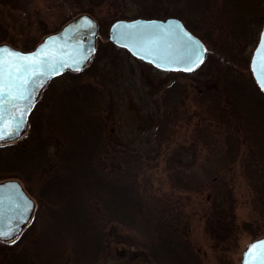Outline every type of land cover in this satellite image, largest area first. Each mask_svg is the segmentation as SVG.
I'll list each match as a JSON object with an SVG mask.
<instances>
[{"label":"trees","instance_id":"trees-1","mask_svg":"<svg viewBox=\"0 0 264 264\" xmlns=\"http://www.w3.org/2000/svg\"><path fill=\"white\" fill-rule=\"evenodd\" d=\"M65 1L78 13L95 18L102 30L120 19L178 18L228 60L221 77L192 97L207 121L196 127L193 138L207 149L208 164L240 163L252 191L254 214L243 229L261 231L264 92L246 76L243 68L250 66V59L243 52L259 39L264 0H130L138 7L133 17L125 10L126 0ZM105 8L112 10L105 15ZM7 33L0 24V43ZM104 90L74 84L58 92L46 112L38 101L29 117L36 143L29 147L0 143V181L18 180L36 202L21 233L9 241L0 239V264H96L111 244L123 242L120 229L141 237L154 264H200L187 240L189 216L184 204L172 196L153 201L142 182L153 164L140 152L119 148L106 135L107 111L113 102ZM189 98L180 81L163 90L156 128L161 142H169L189 117ZM50 148L55 155L52 164ZM204 171L212 172L207 167ZM169 184L173 193H197L205 186L184 167L171 171ZM61 228L66 230V242L51 248L45 239ZM82 238L86 241H76Z\"/></svg>","mask_w":264,"mask_h":264},{"label":"rangeland","instance_id":"rangeland-1","mask_svg":"<svg viewBox=\"0 0 264 264\" xmlns=\"http://www.w3.org/2000/svg\"><path fill=\"white\" fill-rule=\"evenodd\" d=\"M125 3L128 16L133 17L138 7L130 0ZM111 10L105 8L103 13L107 15ZM80 15L83 14L65 0H0V24L8 31L3 43L24 52L31 51L47 36L59 32ZM97 24L96 51L92 59L80 71H66L50 79L41 90L37 102L46 112L50 100L69 86L77 83L104 86V91H109L113 102L107 111L106 135L117 142L119 148L140 152L153 164L152 169L142 177L153 201L172 196L184 204L189 216L187 240L197 253L200 264H241L246 248L264 237V228L253 232L243 229V224L254 218L252 191L242 174L240 163L223 167L208 164L207 149L193 138L196 127L205 125L207 121L192 97L221 77L228 60L203 42L207 47L205 63L200 70L188 73L183 78L160 70L117 47L109 40L111 26L102 30L98 21ZM257 43L243 52L250 60ZM243 70L251 82L253 75L250 66ZM175 81L188 88L190 115L178 126L173 138L165 143L156 136L157 103L165 87ZM36 141L37 135L30 131L28 124L19 139L7 143L29 147ZM54 158V148H50L49 163H55ZM179 167L195 173L205 184L203 190L197 193H173L169 175ZM204 167L212 172L208 174ZM65 233L66 230L62 228L52 230L45 243L57 249L66 242ZM120 234L123 242L111 244L96 264H154L147 256L138 234L123 229H120ZM76 241L84 242L86 239Z\"/></svg>","mask_w":264,"mask_h":264},{"label":"snow or ice","instance_id":"snow-or-ice-1","mask_svg":"<svg viewBox=\"0 0 264 264\" xmlns=\"http://www.w3.org/2000/svg\"><path fill=\"white\" fill-rule=\"evenodd\" d=\"M89 28L95 27L90 17H83ZM120 27L117 36H113L119 43L132 48L137 55L149 59L161 68H185L191 70L203 62V53L207 51L199 41H196L190 32L177 24L176 28H163L154 22L147 24H128ZM74 34L68 37L73 40L70 48L67 42L58 48L53 42L59 37H49L48 42L33 52H22L8 45H0V139L16 134L25 120V113L29 111L30 101L33 99L35 85L47 75L55 74L59 69L71 65L77 66L87 60L84 52V43L79 39L81 27L70 26ZM94 47L90 51H94ZM71 53V56H69ZM257 55L260 64L257 67L253 62V71L260 74V83L264 87V36L261 37ZM3 186H0V212L5 205ZM7 203L14 212L21 215L31 207L30 202L20 204L12 194L7 196ZM0 235H11V233ZM244 264H264V240L252 243L245 253Z\"/></svg>","mask_w":264,"mask_h":264},{"label":"water","instance_id":"water-1","mask_svg":"<svg viewBox=\"0 0 264 264\" xmlns=\"http://www.w3.org/2000/svg\"><path fill=\"white\" fill-rule=\"evenodd\" d=\"M83 17H90L91 20H93L95 22V27L89 28L87 23L82 21ZM149 22H154L156 25L161 26L163 28L171 27L173 29L176 28L177 24L182 25L184 29H186L188 32H190L192 34V36L195 38L196 41H199L200 44L204 48L207 49V47L203 43V41H201V39L199 37L195 36L185 26V24L180 19L175 18V17H170V18H166V19L136 18V19H131V20L115 21L111 25L110 30H109V40L114 45H116L117 47H120L122 49L127 50L135 58L142 60L146 63H149L152 66H154L160 70H164V71H168V72L192 73L205 63L207 51L203 53V56H204L203 62L199 63L196 67L192 68L191 70H185V68H161L157 64H153L151 62V60L144 59L142 56L137 55L136 52L132 50V48L126 47L125 44L127 43V41H125L124 43H119V42H117L116 39H113V36H117L119 34V31L121 30L120 27L114 28V26H122V25H128V24H133V23L143 25V24H147ZM72 25H77V26L81 27V31L79 33V39L85 45L83 50H84L85 54L87 55V60L83 61L81 64L74 67L71 65V59H69L67 66L63 67L62 69H59L55 74L45 76L39 82V84L35 85V91L33 92V99L30 101V104H29L30 110L25 113V120L22 122L21 126L16 129L15 135H12V136L6 135L4 138L0 139V143L13 142V141L19 139L23 135V133L26 131V129L28 127L29 116H30V114H31V112H32L37 100H38L40 92L45 87V85L49 82L50 79L66 72V71H72V72L80 71L81 69H83L88 64V62L94 56V53L96 51V37H97V33H98V24H97V21L92 16H90L88 14H83V15H80L79 17L73 19L67 25H65L62 30H60L57 33H53V34L47 36L36 48H34L31 51H26V52L36 51L37 49H39L41 47V45L48 42L49 37H59L58 40L53 42L52 46H55L58 48L61 44H64L65 42H67V44L71 48L73 46L74 42L72 39H69L68 37H71L74 35L70 29V26H72ZM66 31L68 32V37L65 36ZM262 36H264V25L262 27L258 43H257V45L253 51V54H252V57L250 60V69H251L252 75L254 77V80H255L257 86L260 88V90L262 92H264V87H262L261 83H260V74L258 72L253 71V62L256 63L257 67L260 64V57L257 55V51H258L259 43H260ZM0 45L10 46L9 44H6V43L0 44ZM10 47L13 49H16L12 46H10ZM93 47L95 50L90 51V49H92ZM16 50H18V49H16ZM19 51H21V50H19ZM22 52H24V51H22ZM69 56H71V53H69ZM0 186H3V195L5 196V200H6L5 205H4V209L2 212H0V233H5V234L11 233V235H0V239L9 241V240L14 239L19 233H21L23 228L26 225H28V223L30 222L32 215L34 213V210H35V200L27 193V191L24 189L21 182H19L18 180L0 181ZM9 194H12L16 199H18V201L20 202L21 205H23L26 202H30L32 205H34V207H31L29 210L25 211L23 213V215H21L18 212L12 211L10 208V205L7 203V196ZM258 240H264V237H261L255 241H253L252 243H254ZM249 246L246 248V250L244 251V253L242 255L241 264H244L245 253L248 250Z\"/></svg>","mask_w":264,"mask_h":264}]
</instances>
